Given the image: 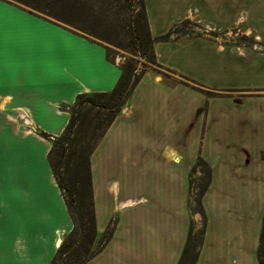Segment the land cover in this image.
<instances>
[{"label":"crops","instance_id":"1","mask_svg":"<svg viewBox=\"0 0 264 264\" xmlns=\"http://www.w3.org/2000/svg\"><path fill=\"white\" fill-rule=\"evenodd\" d=\"M145 2L155 36L168 32L192 8L221 26L229 25L240 10L249 25L264 20V0ZM4 5L0 264H51L73 221L49 163L50 137L63 132L77 94L111 90L121 68L108 59L101 43L18 3L4 0ZM51 30L58 34L54 49L46 42ZM155 52L162 64L211 88L250 92L208 99L152 72L142 76L90 157L98 237L114 216L117 223L110 240L86 264H179L192 224L190 173L200 156L212 173L202 196L206 228L194 264H260L264 52L243 56L197 37L158 41ZM235 114L243 123L241 132L232 123ZM237 134L246 135L248 143L239 144ZM216 152L221 168L213 161ZM245 177L250 186L241 180ZM121 179H135L128 185L136 191L142 187L143 194L128 195Z\"/></svg>","mask_w":264,"mask_h":264},{"label":"trees","instance_id":"2","mask_svg":"<svg viewBox=\"0 0 264 264\" xmlns=\"http://www.w3.org/2000/svg\"><path fill=\"white\" fill-rule=\"evenodd\" d=\"M83 1L85 0H43L42 8L35 5L32 7L55 19L57 22L54 23L70 29L73 26L72 19L66 11L75 8L70 2L81 4ZM135 2L138 6L129 4L134 18L129 17V28L126 29L132 53L145 58L146 63L162 64L157 58L155 44L158 41H167L171 31L153 35L145 0ZM105 48L108 59L114 62L115 60L109 56V48L107 46ZM119 65L121 75L114 88L109 91L77 94L74 103L68 106L70 116L63 132L53 137L44 133L52 141V148L48 154L49 163L73 221L72 230L64 236L51 264H86L106 245L114 232L116 216L110 220L98 238L90 157L109 126L128 104L134 88L147 68V65H144V69L138 74L137 64L133 59ZM196 164H204L206 169L208 168L206 175L201 179L198 192V207L204 223L198 235L193 233L194 226L191 224L179 264L196 262L205 234L206 214L202 206V196L211 182V169L201 157ZM257 256L259 263L264 264V216Z\"/></svg>","mask_w":264,"mask_h":264},{"label":"rangeland","instance_id":"3","mask_svg":"<svg viewBox=\"0 0 264 264\" xmlns=\"http://www.w3.org/2000/svg\"><path fill=\"white\" fill-rule=\"evenodd\" d=\"M9 1L30 8L39 15L46 17L47 20L49 22L51 21V23L53 22V24L54 22H57L52 17L46 14H42L40 11L32 7V5H35L39 6L38 8H42V6L44 5L43 0H21L23 2L25 1L26 3H22L21 1L17 0ZM130 3L136 5L135 0H85L81 4L70 2V4L74 5L75 7L71 11H66L67 13H69L68 15L71 17L72 24L74 26H71L70 29H73L80 34H83L101 43L105 47L107 46L109 48V56L119 64L133 59L137 64L138 74L144 69V65H147V68L144 70V74L152 72L162 77V79L169 85L183 84L190 86L192 89L204 93L208 97V99L211 97L228 96L243 97L247 95L246 93L250 92V89L244 88H211L206 84L198 82L166 65H162L159 63L149 64L146 63L145 58L134 55L132 53V48L129 46V37L126 33V29L129 28V17L134 18V16H132V8L129 5ZM29 4H31V6ZM250 9L252 8L250 7ZM262 22V25H258L256 24V21H250L249 25L245 10H240L236 18H234V20H232L229 25L221 26L215 21L203 17L201 14H199L196 8H192L187 12L183 19L178 21L170 28L171 32L167 41H177L193 37L204 38L215 42V44L220 49L232 48L243 56H248L253 52H264V38H262L259 34V29L264 27V20H262ZM60 27L64 28L61 25ZM47 35L48 38L46 42L50 46V48L54 49L55 46L59 43V41L56 39L58 34L56 31L51 30L47 33ZM47 57L55 63L54 57L49 54ZM246 107L247 119L250 120V104ZM232 120V123L237 126L238 131L241 132L240 126L243 125V123L238 114H235ZM226 137L227 136H225V138ZM231 137L232 136H230L229 139ZM235 140H238L239 144L248 143L246 135L237 134ZM223 142L225 144H229L227 139H224ZM231 152L232 149H229V151L227 150V155L231 154ZM219 156L220 153L216 152V156H213V161H215L214 163L218 164V167L221 168L222 164L219 161ZM200 157L204 159L205 162H207L204 157ZM209 166L211 169L210 164ZM207 170L208 168L206 169V165L195 164L192 167L190 173V197H188L187 204H190L191 206L192 223L194 226L193 233L195 235H198V233L200 232V228L204 223V218L198 207V192L201 185V179L206 175ZM134 180L135 179H121L120 181L123 187L128 190V195L137 196L143 194L142 187H138V191H136L132 184L128 185L129 182L132 183ZM241 180H243L250 186V179L245 177ZM247 180L249 181V183ZM190 206L188 205L189 208Z\"/></svg>","mask_w":264,"mask_h":264},{"label":"snow or ice","instance_id":"4","mask_svg":"<svg viewBox=\"0 0 264 264\" xmlns=\"http://www.w3.org/2000/svg\"><path fill=\"white\" fill-rule=\"evenodd\" d=\"M4 0H0V48H2L3 45V38H4V18H3V12L2 9L4 8ZM20 12H25L24 9H19ZM28 15H31L30 12L27 13Z\"/></svg>","mask_w":264,"mask_h":264}]
</instances>
